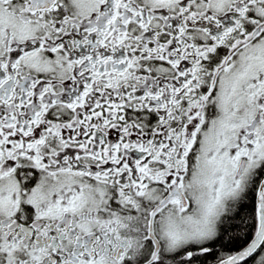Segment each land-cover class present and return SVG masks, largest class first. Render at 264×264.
<instances>
[{"label": "snow or ice", "instance_id": "snow-or-ice-1", "mask_svg": "<svg viewBox=\"0 0 264 264\" xmlns=\"http://www.w3.org/2000/svg\"><path fill=\"white\" fill-rule=\"evenodd\" d=\"M0 264H264V0H0Z\"/></svg>", "mask_w": 264, "mask_h": 264}]
</instances>
